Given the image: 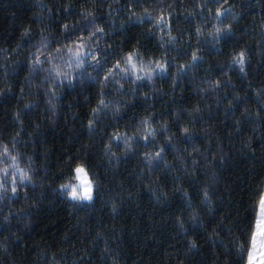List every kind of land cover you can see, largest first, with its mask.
<instances>
[{"label":"trees","instance_id":"16d2710c","mask_svg":"<svg viewBox=\"0 0 264 264\" xmlns=\"http://www.w3.org/2000/svg\"><path fill=\"white\" fill-rule=\"evenodd\" d=\"M61 2L62 0H0V88L11 89L6 95L0 96V143H9L19 133L17 141H27L28 145L22 149L26 153L25 158L33 157L34 166L43 178L37 179V184L42 186H38L35 191L36 199L26 202L21 194L15 202H0V209L3 210L0 213V264H113V260L116 264H236V249L245 238V221L251 211L248 197L241 199V195L248 187L247 182L251 180L249 173L261 172V164H264V156L258 147L264 137V128H261L258 121L255 124L245 123L242 127L244 139L252 141L256 147L257 158L253 162L247 158L250 153L238 151L241 149L238 134L233 133L231 137L227 134L233 131V122L229 119L224 123L227 108L225 92L214 93L210 89L203 92L200 89L208 88L203 81L213 77H221L223 80L231 77L227 99L239 96L243 100L246 96L247 107L252 112L256 111L261 101L256 99L252 87L259 86L264 79V74L255 69L261 59L259 45L264 40V0H231L235 5L232 11L242 16L241 20L235 22L237 29L242 30L236 32L235 39L242 41L243 46L253 54L249 76L252 87H249L248 80L238 72H229L228 76H223V72L228 71L231 51L230 46L224 45L217 46L224 48L223 53H218L209 46L204 53V62L195 73L190 69L180 79H175V68L185 62L191 63L190 58L185 56L188 47L185 37L183 45L175 46L178 52H171L168 56L169 62L174 65L171 78L156 79L152 85L140 84L135 96L129 84L125 83L122 91H118L119 84H112L106 89L108 94L100 97L98 85L86 76L83 84L77 81L73 87H66L58 92L59 100L54 101L57 110L52 114L45 99L36 95V85L40 81H33L32 86L25 89L27 98H21L19 89L26 85L25 77L28 72L26 69L18 70L13 65L22 63L24 55L28 53L13 55L11 60L3 55L2 50L19 43L23 25H32V43L36 44L39 41L41 19L45 25L53 28V33L46 35L59 39V35H55L59 21L63 20L70 25L78 20L82 24L87 23L79 13L91 11L98 17V24L106 28L105 39L114 46L110 59H114L115 53L121 51L120 45L127 49L130 44H134L136 41L133 37L141 40L148 49L155 51L157 48L155 40L148 36L142 26L127 22V9L123 5L128 0H120L119 3L115 0H71L70 13L63 12ZM194 2L199 3V0H183L180 7L191 13ZM98 4L101 6L97 7ZM109 4L112 5L111 17L108 15ZM53 6L55 10L50 13L48 8ZM180 19L184 21L183 14ZM184 27L195 33V28L189 21L181 24V28ZM173 35L176 33L173 32ZM191 44H196L194 38ZM100 46L107 47L104 39H101ZM160 54V51H156L155 57L149 55L145 58L146 62L159 59ZM221 65L224 67L221 68ZM86 66L95 77L96 72L92 71L91 65ZM73 70L79 73V70ZM99 79L102 80V76ZM173 81L178 86L175 92L172 91ZM232 86H235V91H232ZM101 98L109 107L98 113L95 135L90 137L86 128L87 121L92 117V109L99 106ZM26 104L32 105L31 110L25 108ZM197 106L201 110L199 113L194 112ZM117 107L120 109L119 113L116 112ZM239 107L243 111L244 105ZM185 109L193 111V116H189ZM17 110L28 112L27 117H22V125L14 119ZM153 113V126L157 132L160 133L161 126L167 123L171 128L170 135L175 134L173 139L176 147L181 150L187 146L180 139L183 136L182 128L192 129L193 125L188 122L194 120V117L200 119L194 120L192 147L207 151L208 144L211 143L215 150L219 141L226 151L231 149L234 160L220 169L218 183L213 187L219 192H224L226 186L235 190L231 202H227V193L225 203L216 201L218 208H224L219 213V219H225L229 211H235L231 207L232 203L237 205L239 211L231 220H225L226 226L219 231L218 236L213 237L215 243L208 239L202 228L193 230L192 224L195 222L191 220L192 210L188 208L187 201L182 198V194L172 193V181L178 173L164 170V165H161L159 171L149 172L143 161V148L134 143L135 151L129 153V158L119 165L115 163V159L112 164H108L106 159L100 158L102 154H98L94 161L88 159L93 145L97 150L101 147V137L106 140L113 132L121 137L133 136L131 129L141 128V121L153 116ZM176 113L179 115H175ZM235 114L239 117L240 113L237 111ZM209 115L211 120L208 119ZM36 124L40 125L38 129ZM208 133H211L210 140L207 138ZM159 140L160 143H165L162 133ZM78 153L82 154L89 180H94L97 174L103 177L105 190L93 203L73 202L58 194L61 184L77 185L75 172H68V163L69 157H75ZM175 155L169 151L166 159L169 165L178 167L180 161L175 159ZM117 156L123 159L122 143ZM198 176V179L185 180V190L192 196L191 203L199 211L203 206L199 204L196 188L188 186L203 185V170ZM156 178H163L162 182L167 184L162 189L168 192L167 202L163 199L156 200L146 190V182ZM29 188L31 189L30 185ZM114 202L118 209L115 214L112 212ZM9 213L11 216L5 221L4 217ZM181 213L186 233L177 227L175 217ZM201 216L205 223L211 219V214L206 210L201 211ZM217 227L213 223L208 228V233ZM98 236L102 238L97 239ZM193 239L198 241V250L189 252L188 242ZM80 257H83V262Z\"/></svg>","mask_w":264,"mask_h":264},{"label":"snow or ice","instance_id":"6c2138e0","mask_svg":"<svg viewBox=\"0 0 264 264\" xmlns=\"http://www.w3.org/2000/svg\"><path fill=\"white\" fill-rule=\"evenodd\" d=\"M115 2L119 3L120 0H115ZM182 3L183 0H172V2H169V0H128V3L123 5L127 9V22L142 26L148 36L155 40L157 48L155 51L148 49L141 40L133 37L132 39L136 42L130 44L127 49L120 45L121 51L115 53L114 59H110L114 46L105 39L107 35L106 28L98 24V17L91 11L79 13L81 19L87 20V23L82 24L78 20L70 25L63 22V20L59 21L55 33V35H59V39L50 38L49 35H46V33L52 34L53 28L51 25H45L41 19V30L38 33L39 41L36 44L32 43V25H23L19 43L15 47L10 46L9 49L2 50L3 55L9 60L13 59V55L28 53L24 55L22 63L13 65L18 70L26 69L28 72V76L25 77L26 85L19 89L21 98H27L25 89L31 87L33 81H40V84L36 85V95L42 96L46 104L50 106L51 113L55 114L57 105L54 101L59 100L58 92L66 87H73L77 81L83 84L86 76L98 85L100 97L108 94L106 89H109L112 84H119L118 91H122L125 83L131 86L135 96L138 85L143 83L152 85L156 79L171 78L174 65L169 62L168 56L171 52H178L175 46L177 44L183 45L185 37H187L188 42L185 56L190 58L191 63L185 62V64L177 66L175 68V79H180L190 69L195 73L204 62V53L207 52L209 46L216 49L218 53H223L224 48H218L217 46L224 45L225 47L230 46L231 51L229 53L230 63L227 64L228 71L223 72V76H228L229 72H238L245 80H248L249 87H252L249 76L252 71L253 54L243 46L242 41L235 39L236 32L242 31L237 29L235 22L241 20L242 16L232 11L235 5L231 3V0H199V3L194 2L192 4L191 13L180 7ZM100 6L97 5V7ZM60 8L63 12L70 13L72 9L71 0H66V2L62 0ZM108 8V15L111 17L112 5L109 4ZM54 10V6L48 8L50 13ZM116 11L118 12L119 9H116ZM181 14L184 15V21H189L195 28L194 34L187 27L181 28V24L184 23L180 19ZM189 17L192 19L189 20ZM197 20L199 23H196ZM173 32L176 35H173ZM193 38L196 40L194 46L191 44ZM101 39H104V43L107 44L106 48H101ZM259 47L261 59L255 65V69L264 74V40L261 41ZM156 51H160V58H154L146 62L145 58L149 55L155 57ZM86 65H91L92 71L96 72L95 77L88 71ZM220 67L223 68L224 66L221 65ZM6 69L7 65H5ZM73 69L79 70V73L77 74ZM100 76H102V80L99 79ZM121 81H124V83ZM203 83L208 85V88L200 89L203 92H207L209 89L214 93L218 91L225 92L227 108L225 109L224 123L226 124L229 119L233 122V131L227 134L230 137L233 133L238 134V138L241 140V149L238 151L250 153L247 158L255 162L257 158L256 147L252 141L244 139L242 127L245 123L255 124L258 121L261 128H264V79L260 81L259 86L252 87L256 99L261 101L255 112L247 107L246 96L243 100L239 96L227 99L231 77L228 80L213 77L211 80L203 81ZM177 90L178 86L173 81L172 91ZM10 91L11 89L7 87L0 88V96L6 95ZM232 91H235V86H232ZM145 96H147V93H145ZM241 104L244 105L243 111H240L239 106ZM108 107L109 105L101 98L99 106L92 109V117L88 119L86 125L90 137L95 135L98 113ZM25 108L31 110L32 105L26 104ZM185 111L189 116H193V111L187 109ZM200 111L199 106L194 109L195 113ZM237 111L240 113L239 117L235 114ZM116 112H120L119 107H117ZM27 115L28 112L17 110L14 119L22 125V117H27ZM175 115L178 116L179 113ZM154 116L155 113H153V116L141 121V128L131 129L134 133L133 136L125 135L121 137L117 132H113L110 136H107L106 140L101 137V147L97 150L93 145V150L89 152L88 159L94 161L98 154H102L100 158L102 160L106 159L108 164H112L113 159H115V163L119 165L129 158V153L135 151L134 143L137 147L143 148L145 150L143 161L149 172L159 171L161 165H164V170L178 173L172 181V193L182 194V198L187 201L188 208L192 210L190 212L191 220L195 222L192 224L193 230L202 228L208 239L215 243L213 237L218 236L219 231L226 226L225 220H231L239 211L237 205L232 203L231 207L235 211H229L225 219H219V213L223 212L224 208H218L216 201L219 200L221 204L225 203V193H227V202H231L235 190L226 186L224 192H219L214 190L213 187L218 183L217 177L220 175V169L234 160L231 149L226 151L219 141L216 143L215 150H213L211 143L208 144L207 151L191 146L194 139L192 134L194 120L200 119V117L189 120V125H193L192 129L189 127L182 128L183 136L180 139L187 144L182 150L176 147L173 139L175 134L170 135L171 128L167 123L160 128V133L165 137V143H160V133L153 126ZM113 118L115 119V117ZM208 119H212L211 115ZM177 124H179V121H177ZM35 127L38 129L40 125L36 124ZM16 136H19V133H16L9 143H0V202H15L21 194H23L26 202L29 199H36L35 191L38 186H42L37 184V179L43 178L34 166L33 157L28 156L26 159V153L22 151L23 148L28 146L27 141L20 143L17 141ZM207 138L210 140L211 133H208ZM121 143L123 144V159L117 156ZM258 147L262 156H264V137L261 138ZM149 148L151 151H148ZM169 151L174 152L176 154L175 159L180 161L178 167L167 163L166 153ZM81 157L82 154L79 153L75 157H69L68 163V172H75L74 179L79 180L80 185L61 184L58 194L73 202L87 201L93 203L105 190L103 177L97 174L94 180H89L88 173L85 170L86 165ZM202 170L203 185H188L195 187L198 193L199 204L203 206L198 211L191 203L192 196L185 190V180L198 179V174ZM249 174L251 180L247 182L248 187L244 189L241 199L248 197V205L251 211L245 221L247 225L246 232L243 233L245 238L243 243H240L236 249L238 254L236 264H264V164H261V172L256 174L250 172ZM45 175L50 174L45 173ZM162 180L163 178L148 180L146 190L156 200L163 199L167 202L169 199L168 192L162 190L167 187V184L163 183ZM153 184H155V187H153ZM117 210V203L114 202L112 212L115 214ZM205 210L211 214V219L207 223L204 222L201 216V211ZM2 211L0 209V213ZM10 216L11 213L5 216L4 220L7 221ZM175 219L177 227L186 233L187 228L185 227L183 214H178ZM213 223H216L218 227L208 233V228ZM229 231L231 232L232 229H229ZM101 238L97 237V239ZM187 247L189 252L198 250V241L195 239L189 241ZM105 250L107 251V249ZM80 261L83 262V257H80ZM113 264H116L115 260H113Z\"/></svg>","mask_w":264,"mask_h":264},{"label":"rangeland","instance_id":"374dc122","mask_svg":"<svg viewBox=\"0 0 264 264\" xmlns=\"http://www.w3.org/2000/svg\"><path fill=\"white\" fill-rule=\"evenodd\" d=\"M89 179V178H88ZM76 183H77V186H79L80 185V181L79 180H77L76 179ZM85 202H87V201H85Z\"/></svg>","mask_w":264,"mask_h":264}]
</instances>
